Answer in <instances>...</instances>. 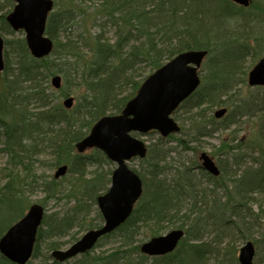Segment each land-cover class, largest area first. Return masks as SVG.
<instances>
[{
  "label": "trees",
  "instance_id": "1",
  "mask_svg": "<svg viewBox=\"0 0 264 264\" xmlns=\"http://www.w3.org/2000/svg\"><path fill=\"white\" fill-rule=\"evenodd\" d=\"M53 1L46 26L53 51L37 60L24 33L6 21L15 0H0V31L12 36L5 39L0 71V153L7 158L0 175V238L23 218L32 198L43 195L37 203L46 214L29 264L39 259L42 247L45 264H239L238 246L247 242L255 246V263L264 264L262 87L236 100L227 116L214 115L207 126L196 127L194 142L231 133L218 147L220 176L205 173L212 189L196 185L188 169L169 181V167L162 164L172 151L164 144L176 135L159 137L141 160L148 170H135L144 192L131 217L89 253L65 263L52 258L81 233L102 226L97 199L109 190L115 169L101 151L78 154L76 144L101 118L120 114L150 74L191 50L208 52L209 72L174 118L179 122L184 112L192 125L207 120L206 109L226 105L246 85L243 63L252 55L248 29L252 20L259 21L258 28L264 15L256 2L245 8L230 0ZM57 75L63 81L58 91L51 86ZM69 97L74 106L68 110L63 101ZM239 130L246 134L239 137ZM176 141L184 147L190 142ZM61 166L68 167L67 176L55 179ZM64 199L69 209L48 214L51 202ZM168 229L185 232L173 253L150 258L135 246L142 232L150 239ZM109 241L119 245L100 253ZM0 264L11 263L0 254Z\"/></svg>",
  "mask_w": 264,
  "mask_h": 264
},
{
  "label": "water",
  "instance_id": "2",
  "mask_svg": "<svg viewBox=\"0 0 264 264\" xmlns=\"http://www.w3.org/2000/svg\"><path fill=\"white\" fill-rule=\"evenodd\" d=\"M13 11L6 21L13 31H23L28 49L35 59H44L53 51V41L46 35L49 14L53 11V0H15ZM235 4L248 7L251 0H231ZM264 43V40H263ZM4 39L0 31V71L4 69ZM208 55L205 50L183 52L149 75L137 94L125 106L121 114L101 118L90 130L87 137L76 144L79 154L93 149L103 152L115 163L110 189L97 199V206L104 219L102 227L86 232L77 242L65 250H55L52 257L65 262L90 252L98 241L124 224L133 214L137 202L143 195L144 187L140 176L128 163L133 159L147 157V147L133 134L147 135L157 132L163 138L179 134L181 128L173 114L201 85V68ZM250 87H264V57L249 72ZM55 90L62 86L61 76L52 79ZM71 109L74 99L63 103ZM226 109L216 112L218 119L226 114ZM202 169L214 177L220 175L215 161L203 153L200 156ZM67 166L55 172V179L66 176ZM45 210L38 204L32 205L26 215L13 225L0 239V253L13 264H27L34 251L36 237L41 227ZM183 230H173L154 237L142 244L143 254L154 257L175 251L184 237ZM255 246L244 244L238 260L240 264L255 263Z\"/></svg>",
  "mask_w": 264,
  "mask_h": 264
},
{
  "label": "rangeland",
  "instance_id": "3",
  "mask_svg": "<svg viewBox=\"0 0 264 264\" xmlns=\"http://www.w3.org/2000/svg\"><path fill=\"white\" fill-rule=\"evenodd\" d=\"M256 2V4H259L261 6H263L264 8V0H252V4ZM251 11V10H250ZM250 11H245V12H250ZM6 12V11H5ZM3 13H0V15H2ZM262 17V22H260L261 24H259V27L256 28L257 23H259V21H255L252 20L250 29L251 30L249 33L250 35H252V39L249 41L250 44V51L252 52V55L250 58H248V60H246L243 64V69L245 71H247V75H246V85L241 86V88L238 90V93L233 96L231 98V100H229V102H227L226 105L224 106H219L213 109H206V117L208 118L207 120L203 121H199L197 125L193 124L190 122V120H188V116L185 115L184 112H181L178 116V121L181 125L184 126V134H178L176 135L175 139H167L164 147L166 149H170L171 152V158L168 161L167 164H162V166L169 167V169H167V178L169 179V181H172L173 179L177 178V174L179 173V171H184L187 169L189 171L190 176L193 179V182L196 185L199 186H203L207 188H211L212 186H210V184L208 182H206V178L205 176V171L201 168V161H200V156L205 153L207 155H209L210 157H212V159H214L215 161H217V155H218V147L220 146V144L222 143V141L228 137V135H230L231 133L228 131L226 133H217L215 134L213 137H199L200 140L194 142L192 141V139H194L197 136L196 133V127L197 126H207L208 125V121L209 119H211L212 116L215 115V112H217L218 110L221 109H226L227 113L225 116H227L231 110V107L234 105V103L237 101H239V99H241V97L244 96H248L250 93H252L254 88H251L248 85V73L252 70V68L260 61V59L263 58L264 56V44H263V39H264V15H261ZM240 19V18H239ZM255 19V18H254ZM242 19H240L241 21ZM257 20V19H256ZM210 27L213 26V24L211 23L209 25ZM241 31L243 30V27L240 28ZM252 33V34H251ZM25 35V34H24ZM4 39H11L12 36H3ZM17 37V34H16ZM201 77H203L204 75L207 76L208 74V70H205L204 65L202 66L201 69ZM255 92V91H254ZM253 92V93H254ZM246 132L239 130L238 136L241 137L243 135H245ZM159 134L155 133V134H149L146 136L143 135H138V138L142 139L144 142H146V144L152 145V144H156L158 143V139H159ZM179 137H184L186 140L190 141L189 143H187L188 147H184L182 145H180L177 141L176 138ZM198 138V137H197ZM160 146V145H159ZM153 162V160H152ZM6 163H7V158L0 153V175L3 171V169L6 167ZM130 167H132L134 170L141 172L142 170L145 169V171H147V165L143 164L140 160H132L129 163ZM44 172V169L39 167V173ZM53 174V173H52ZM67 176V175H66ZM65 176V177H66ZM69 181V180H67ZM220 193V192H219ZM43 196V195H42ZM42 196H35L32 198V201L34 203H37L38 201H40L42 199ZM68 202L66 201V199L59 201V202H51L48 205V214L54 213V212H64L67 209H69V205L67 204ZM31 204V205H32ZM171 229L165 230L163 233H161V235H164L168 232H170ZM84 234L81 233L80 236H82ZM149 236V234H147L146 232H142V235H140V237L138 238V242H136V245H142L144 242H146L147 240H149L147 237ZM67 239L64 240V242H66ZM118 242H116L114 244V242H110L105 244V246H103L100 250V253L103 251H109L111 250L113 247L118 246ZM69 245L64 246V248H67ZM238 251L240 250V248L242 247V244H239L238 246ZM239 253V252H238ZM45 259H46V252L44 247H42L41 249V254L39 259H37L36 261H33L32 264H45Z\"/></svg>",
  "mask_w": 264,
  "mask_h": 264
}]
</instances>
